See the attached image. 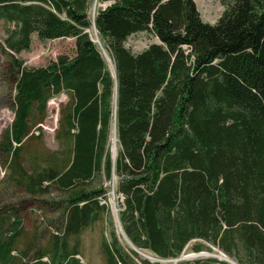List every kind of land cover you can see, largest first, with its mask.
Here are the masks:
<instances>
[{
  "label": "trees",
  "instance_id": "trees-1",
  "mask_svg": "<svg viewBox=\"0 0 264 264\" xmlns=\"http://www.w3.org/2000/svg\"><path fill=\"white\" fill-rule=\"evenodd\" d=\"M91 1L0 0V19L14 23L5 40L15 78L1 153L31 191L54 185L67 194L51 246L36 251V264H86L82 245L69 238L102 217L112 224L102 240L107 264H160L141 253L175 258L191 242L195 251L218 247L239 264H264V0H222L214 23L202 18L196 0H102L108 3L95 15ZM145 30L160 41L134 52L126 40ZM35 32L75 37V53L25 64L17 53ZM63 91L70 93L59 131L66 147L45 165L36 155L27 165L22 152L32 126ZM98 174L118 179L94 185ZM111 186L123 197L121 230L139 250L119 239ZM8 212L2 263L22 252L23 218L16 207ZM177 264L234 263L200 256Z\"/></svg>",
  "mask_w": 264,
  "mask_h": 264
},
{
  "label": "rangeland",
  "instance_id": "rangeland-1",
  "mask_svg": "<svg viewBox=\"0 0 264 264\" xmlns=\"http://www.w3.org/2000/svg\"><path fill=\"white\" fill-rule=\"evenodd\" d=\"M108 1L92 0L90 8L95 15L100 8L105 6ZM197 6L201 12L204 20L209 22H217L220 15L224 11L226 5L222 0H196ZM14 26L4 18L0 19V138L3 132L10 127L14 116L13 101L15 94V78L10 69L9 62V48L6 45V36L9 29ZM90 33L94 41L98 43L101 51L107 61L108 66L115 73V65L111 52L107 46L106 40H103L98 33V29L93 26ZM154 41H160L159 37L151 31H139L131 34L126 44L134 51L139 52L149 46ZM76 42L75 37L63 38H48L42 39L35 32L32 35L31 46L27 49H22L17 53L18 57L23 59L24 63L29 66H38L49 63L51 60L56 59L60 53L67 52L70 55L75 53ZM108 54H107V53ZM70 100V93L63 91L59 94L52 96L48 101V109L45 119L41 122H36L32 126L30 136L26 139L23 149V159L29 165L30 158L38 157L40 164L45 165L44 161L48 156L53 153L59 154L66 147V142L63 143L60 139L59 131L62 121V113ZM115 119L113 120L114 123ZM112 123V124H113ZM111 151L116 155L120 148L119 140H117L115 130L110 135ZM116 144L115 148L114 145ZM115 151V152H114ZM57 156V155H56ZM118 179L114 175L111 179H107L104 174H98L95 177V184L111 185L113 180ZM114 186V183H113ZM109 187L108 203L115 216L116 224L119 227V239L121 243L129 249V246L139 250L127 238L124 231L121 230L119 212L123 208L122 195L114 192V187ZM67 194L56 186H51L49 190H40L38 192L31 191L28 187L20 182L12 171V167L0 150V229L2 224L8 225L11 221L6 216L10 215L8 211L12 207H16L20 216L23 218L24 231L19 239L18 252L15 262L0 264H36V252L40 247L49 248L53 241L54 229L58 228V224L63 216L62 200L66 198ZM110 231H112V224L106 217H102L91 223L82 233L78 236H70V244L73 245L79 241L83 247L82 260L86 264H107L106 254L102 249V240L106 235L110 238ZM193 242L190 243V246ZM188 246L181 256L175 258H158L153 255L141 253L151 260H159L160 264H177L180 260L197 258L200 256L193 255L196 252H206L204 256H216L220 259L227 256L218 247L212 250L203 249L200 251L192 250ZM20 249V250H19ZM31 249L29 254L24 255V250ZM16 252V254L18 253ZM190 254V255H189ZM189 255V256H188ZM138 259V256L135 255ZM227 260V259H226Z\"/></svg>",
  "mask_w": 264,
  "mask_h": 264
},
{
  "label": "water",
  "instance_id": "water-1",
  "mask_svg": "<svg viewBox=\"0 0 264 264\" xmlns=\"http://www.w3.org/2000/svg\"><path fill=\"white\" fill-rule=\"evenodd\" d=\"M189 255H190V254H189ZM189 255H188V256H189ZM193 255H195V256H204V255H207V253H206V252H203V251H200V252H196V253H194ZM223 259H227V260L231 261V262L234 263V264H239L236 260H234V259H233L231 256H229V255L223 257Z\"/></svg>",
  "mask_w": 264,
  "mask_h": 264
},
{
  "label": "bare ground",
  "instance_id": "bare-ground-1",
  "mask_svg": "<svg viewBox=\"0 0 264 264\" xmlns=\"http://www.w3.org/2000/svg\"><path fill=\"white\" fill-rule=\"evenodd\" d=\"M115 133H116V131H115ZM115 146H116V144L114 145V148H115ZM115 152V151H114ZM113 155L115 156V154L113 153Z\"/></svg>",
  "mask_w": 264,
  "mask_h": 264
}]
</instances>
